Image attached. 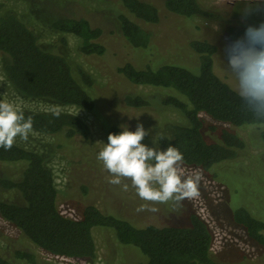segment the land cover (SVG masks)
<instances>
[{
    "label": "rangeland",
    "instance_id": "obj_1",
    "mask_svg": "<svg viewBox=\"0 0 264 264\" xmlns=\"http://www.w3.org/2000/svg\"><path fill=\"white\" fill-rule=\"evenodd\" d=\"M159 13L155 23L144 24L151 31L148 49H133L118 29L117 15L125 12L119 0H0V15L15 13L30 23L39 36V43L46 48L59 46L68 59L72 72L77 76V67L89 72L93 84L87 88L97 105V111L107 120L136 129L142 123L150 132L142 143L153 146L158 134L170 135L173 123L183 122L182 114L172 106L164 105L161 99L176 94L173 90L159 86L130 83L117 72V66L129 61L145 64L168 61L193 67L195 53L189 43L194 39H207L217 45L213 57L214 72L229 85L226 73L227 60L235 37L244 32L241 14L248 0H199L213 11V16L183 17L169 12L164 0H147ZM74 16L87 18L93 26L101 28L98 38L105 46L101 55L82 54L78 50V39L64 34L65 43L59 42L60 33L51 28L48 18ZM258 23L260 18L252 17ZM5 55L0 52V100L13 103L21 109L70 111L78 115L86 126V136L66 138L60 133H42L35 130L27 141L17 138L16 143L38 151L51 169L57 193L59 210L79 218L87 204H93L106 214L125 219L136 226L153 224L185 225L190 213H197L207 224L213 236L211 256L222 263L264 264V246L251 241L243 227L233 219L238 206L246 207L254 216L264 219V141L259 134L261 128L252 125L232 126L200 113L201 132L208 140H217L221 128L238 133L245 141L236 157L214 164L208 170L197 166L183 165L186 174L199 171L203 175L200 196L184 201L176 208L172 202L153 205L139 198L130 180L122 179L120 185L109 183L111 174L97 159L103 149L105 135L102 120L74 105H63L42 98L26 97L18 93L7 80L2 66ZM125 94L140 95L149 105L137 109L123 103ZM161 150H165L159 145ZM22 164L0 161V178H18ZM127 184V189L124 188ZM0 200L23 202L16 190L0 187ZM141 205L159 210L138 211ZM96 256L92 260L57 257L46 254L31 243L19 229L0 216V255L12 264H29L14 257L15 250H29L35 254L36 264H145L146 256L135 246L120 245L112 231L93 228Z\"/></svg>",
    "mask_w": 264,
    "mask_h": 264
},
{
    "label": "trees",
    "instance_id": "obj_2",
    "mask_svg": "<svg viewBox=\"0 0 264 264\" xmlns=\"http://www.w3.org/2000/svg\"><path fill=\"white\" fill-rule=\"evenodd\" d=\"M119 2L125 11L117 15L119 32L133 49H148L152 33L144 24L159 20L157 7L147 0ZM164 7L187 18H210L214 14L199 0H164ZM48 23L60 33L59 42L64 44L63 35L71 34L79 41L80 53H104L105 46L98 41L102 30L87 18L50 16ZM189 45L196 56L193 67L168 61L145 64L127 61L117 66V72L130 83L168 88L179 94H168L161 103L177 109L183 122L173 123L170 135L158 134L156 141L164 149L169 144L178 148L184 156L183 165L206 171L216 163L236 157L245 141L228 128L220 129L217 140L204 138L200 113L232 126L251 124L239 110V100L229 84L213 70L217 45L207 39H194ZM60 48L55 44L51 48L43 47L25 18L12 12L0 15V52L5 55L2 69L14 89L26 97L77 106L100 118L107 143L109 133H119L121 125L100 115L87 89L93 84L92 75L77 67L75 76ZM122 100L126 106L137 109L149 105L140 95L125 94ZM22 110L26 118L32 117L33 130L37 132H61L66 138L86 136L83 120L70 111L61 110L56 116L52 110ZM259 136L264 141V128ZM0 161L22 164L19 177H1L0 187L16 190L23 200L21 203L0 200V216L48 255L92 260L96 256L93 228H103L112 231L118 244L137 247L146 256L145 264H239L222 263L212 258V232L197 213H190L185 225L136 226L87 204L79 218L69 217L57 206L58 190L41 153L15 143L10 150L0 148ZM233 219L251 241L264 246V219L254 216L244 206L234 209ZM14 257L36 264L35 254L29 250H15ZM0 264L12 263L0 255Z\"/></svg>",
    "mask_w": 264,
    "mask_h": 264
},
{
    "label": "clouds",
    "instance_id": "obj_3",
    "mask_svg": "<svg viewBox=\"0 0 264 264\" xmlns=\"http://www.w3.org/2000/svg\"><path fill=\"white\" fill-rule=\"evenodd\" d=\"M244 32L233 39L226 57V73L231 79L230 89L239 100V110L248 117L253 128H264V0H248L240 12ZM252 17L260 18L258 23ZM60 108L52 109L60 115ZM119 133H109L107 143L99 151L97 159L111 174L110 184L120 185L122 179L130 180L137 195L153 205L172 202L176 208L184 201L200 196L203 175L199 171L186 174L183 169L184 156L169 144L161 150L153 139V146L142 143L150 129L138 123L135 131L121 125ZM33 131L31 116L11 102L0 100V148L10 150L17 138L27 141ZM128 185L124 184L127 189ZM156 212V207L141 205L138 211Z\"/></svg>",
    "mask_w": 264,
    "mask_h": 264
}]
</instances>
